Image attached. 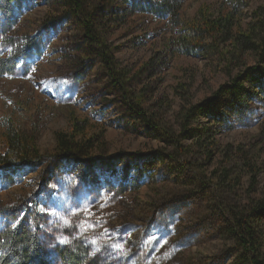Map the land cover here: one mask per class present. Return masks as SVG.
I'll return each mask as SVG.
<instances>
[{
	"label": "rangeland",
	"instance_id": "1",
	"mask_svg": "<svg viewBox=\"0 0 264 264\" xmlns=\"http://www.w3.org/2000/svg\"><path fill=\"white\" fill-rule=\"evenodd\" d=\"M81 1L125 73L126 89L141 95L157 128L137 120L111 87L98 48L84 38V14L73 15L64 0L28 1L7 35L39 34L42 46L0 76V155L12 126L30 162L0 168V227L22 222L35 229L44 260L53 264L73 243L86 249L85 264H240L242 249L221 221L250 199H264V93L239 105L227 93L214 98L243 66L230 69L215 49L178 52L180 25L133 13L124 0ZM228 1L185 0L178 19L193 21L202 8L216 16ZM238 14L243 23L258 16L264 22V0H244ZM10 51L0 37V55ZM245 57L256 64L255 56ZM191 106L197 111L181 131V111ZM72 116L85 122L75 139L95 141L86 156L64 159L56 135L71 132ZM197 138L211 147L199 142L197 149ZM236 153L261 171L251 180L236 161L238 182L217 183L213 170L230 167ZM258 226L264 251V220Z\"/></svg>",
	"mask_w": 264,
	"mask_h": 264
},
{
	"label": "trees",
	"instance_id": "2",
	"mask_svg": "<svg viewBox=\"0 0 264 264\" xmlns=\"http://www.w3.org/2000/svg\"><path fill=\"white\" fill-rule=\"evenodd\" d=\"M33 0H0V37L2 42L11 51L6 56L0 55V76L11 75L16 69L18 63L23 58L30 57L32 54L39 52L41 41L39 34L26 36L25 40L17 39L14 36H8L7 33L15 26L17 16L22 13L24 5ZM69 6L73 15L84 14V38L98 48L97 55L100 58L106 76L110 81L111 87L121 94L122 99L127 104L130 112L149 129H156L157 125L152 118L148 116L142 107L141 95L132 96L126 89V75L118 69L109 48L106 47L104 40L97 35L95 24L87 17L86 11H83L81 0H64ZM130 3L133 13L145 12L158 18H168L175 26L180 25V36L175 41L177 51L186 55L191 54H208L210 49L220 55L221 59L226 60L227 67L243 66V73L240 76L232 77V83L228 86H220L214 98L219 94H226L232 102L237 105L242 104L245 99L252 100L257 98V94L264 93V72L261 65H264V22L257 18L255 22L243 23L238 14L243 6L244 0H229L226 6H229L224 13L212 16L207 9H199L197 18L193 21L183 23L178 19V11L185 0H124ZM236 1V3H235ZM23 8V9H22ZM226 7H224L225 9ZM87 17V18H86ZM225 44L227 48H219L218 44ZM220 49V50H219ZM246 54L255 56L256 64L248 66L246 63ZM234 63V65H232ZM249 84L250 91L245 89L242 77ZM226 87V88H225ZM251 90H256L252 93ZM198 106L181 111L182 122L181 131H185L189 122L194 117ZM243 109L239 108L236 116L239 117ZM72 129L69 134L58 133L56 135L57 151L64 159L79 158L86 156V153L93 149V138L85 139L83 142L76 140V136L84 131V121L80 122L75 117H71ZM168 135V138H174V133L161 130ZM204 133L201 130L198 135ZM5 137L8 143V151L5 155H0V168L10 169L14 162L21 160L28 164V149L22 143L20 134L9 126L6 130ZM101 137V136H100ZM261 141L264 143V126L260 130ZM199 138V136H198ZM195 140L197 149L207 150L211 143H203L199 139ZM97 140V139H96ZM177 143V141H175ZM200 142V143H199ZM180 146L177 147V149ZM37 153V151L35 150ZM232 159L230 167L228 163L221 169H214L213 173L218 171L216 182H238L237 176L234 175L236 161H239L240 167L245 169L250 179H254L261 171L262 167L256 164H250L245 154L236 153ZM37 158V157H36ZM39 158V157H38ZM237 159V160H236ZM86 161V160H85ZM235 162V163H234ZM17 163H20L19 161ZM233 180V181H231ZM264 220V199H250L246 209L232 212L230 218H225L221 224L235 236L238 245L242 249L237 261L240 264H264V251H262L261 229L259 223ZM261 232V233H260ZM263 234V233H262ZM61 260L60 264H85L86 249L78 244L73 243L70 247L59 249L58 252ZM0 264H53L44 260L38 235L35 229L28 227L22 222L18 225H3L0 227Z\"/></svg>",
	"mask_w": 264,
	"mask_h": 264
},
{
	"label": "snow or ice",
	"instance_id": "3",
	"mask_svg": "<svg viewBox=\"0 0 264 264\" xmlns=\"http://www.w3.org/2000/svg\"><path fill=\"white\" fill-rule=\"evenodd\" d=\"M89 227H91V225H89ZM93 243H94V241H93Z\"/></svg>",
	"mask_w": 264,
	"mask_h": 264
}]
</instances>
